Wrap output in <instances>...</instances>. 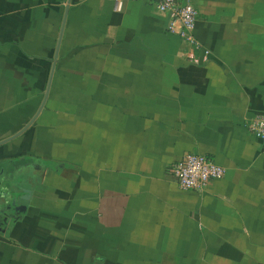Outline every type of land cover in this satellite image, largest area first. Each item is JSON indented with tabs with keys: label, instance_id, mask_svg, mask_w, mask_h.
I'll list each match as a JSON object with an SVG mask.
<instances>
[{
	"label": "crops",
	"instance_id": "obj_1",
	"mask_svg": "<svg viewBox=\"0 0 264 264\" xmlns=\"http://www.w3.org/2000/svg\"><path fill=\"white\" fill-rule=\"evenodd\" d=\"M191 1L198 47L150 0H0V264H264V0Z\"/></svg>",
	"mask_w": 264,
	"mask_h": 264
},
{
	"label": "built area",
	"instance_id": "obj_2",
	"mask_svg": "<svg viewBox=\"0 0 264 264\" xmlns=\"http://www.w3.org/2000/svg\"><path fill=\"white\" fill-rule=\"evenodd\" d=\"M155 11L167 19V32L178 36L194 47L198 44L193 38L198 12L191 0H150ZM116 2L115 9L120 10ZM248 131L258 140L264 151V114L254 117L247 123ZM170 174L178 187L184 191H204L208 185L222 178L224 169L200 154H186L170 168Z\"/></svg>",
	"mask_w": 264,
	"mask_h": 264
},
{
	"label": "water",
	"instance_id": "obj_3",
	"mask_svg": "<svg viewBox=\"0 0 264 264\" xmlns=\"http://www.w3.org/2000/svg\"><path fill=\"white\" fill-rule=\"evenodd\" d=\"M43 106V105H42ZM41 106V107H42ZM22 132V131H21ZM21 132H18L14 137L9 138V139H5L2 140L0 142V145L5 144L9 141H11L13 138L19 136L21 134ZM2 191L0 192V209H1V205L3 204V202H6L7 200L11 199L12 203L15 205V197H12L11 193L6 189H1Z\"/></svg>",
	"mask_w": 264,
	"mask_h": 264
},
{
	"label": "flooded vegetation",
	"instance_id": "obj_4",
	"mask_svg": "<svg viewBox=\"0 0 264 264\" xmlns=\"http://www.w3.org/2000/svg\"><path fill=\"white\" fill-rule=\"evenodd\" d=\"M14 210L12 209V205L11 204H5L1 207L0 209V226L1 224H6V222L8 223V220L10 218V216H13L12 213ZM11 213V214H10Z\"/></svg>",
	"mask_w": 264,
	"mask_h": 264
}]
</instances>
